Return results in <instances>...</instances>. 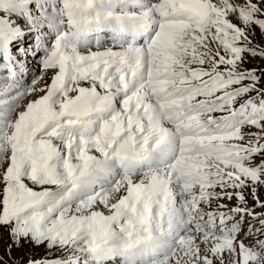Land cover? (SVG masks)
<instances>
[{"label": "snow or ice", "instance_id": "6c2138e0", "mask_svg": "<svg viewBox=\"0 0 264 264\" xmlns=\"http://www.w3.org/2000/svg\"><path fill=\"white\" fill-rule=\"evenodd\" d=\"M0 249L264 264V0H0Z\"/></svg>", "mask_w": 264, "mask_h": 264}, {"label": "rangeland", "instance_id": "374dc122", "mask_svg": "<svg viewBox=\"0 0 264 264\" xmlns=\"http://www.w3.org/2000/svg\"><path fill=\"white\" fill-rule=\"evenodd\" d=\"M2 249H0V253H2ZM14 255H16V256H19V255H21V253H19V252H14Z\"/></svg>", "mask_w": 264, "mask_h": 264}]
</instances>
